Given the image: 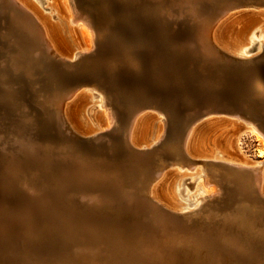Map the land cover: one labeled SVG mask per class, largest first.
Instances as JSON below:
<instances>
[{
  "label": "bare ground",
  "instance_id": "obj_1",
  "mask_svg": "<svg viewBox=\"0 0 264 264\" xmlns=\"http://www.w3.org/2000/svg\"><path fill=\"white\" fill-rule=\"evenodd\" d=\"M34 1L0 0V5L9 9L5 8L7 15L0 20V38L4 39L0 49L10 45L21 50L20 53L16 50L17 60L15 55L14 60L10 56L11 64L16 66L12 70L28 76H31L29 71L37 69L35 64L43 67L54 62L63 71L75 69L73 64L98 45V36L91 25L93 16L107 23L109 14H119L108 6L79 12L75 0ZM134 2L119 3L123 8L120 14L126 20L119 29L124 36L117 35V38L126 47L131 45L135 49L131 52L125 45L119 46L117 40L103 38L100 50L95 51L93 62L97 61L96 66L103 72L110 71L111 80L97 70L89 82L78 79L64 88L67 84L59 83L60 91L49 94V98L40 96L43 97L41 105L28 102L29 94H24L27 105L34 104L40 115L30 113V108L19 105L13 96L5 104L0 101V122L9 123L13 128L12 133H0L1 186L14 188L19 194L16 203L24 206L22 213L18 210L14 218L13 209L7 216L2 215L9 222L15 221L17 227L9 229L7 223L1 226L4 237L0 236V264H264V242L260 239L264 235V220L246 223L251 226L246 230L233 213L223 219L220 211L209 212L210 202L219 192H226L230 199L237 193L231 187L240 177L232 179L223 175L233 170L244 178L247 193H255L263 205L264 161L245 157L240 160L231 155L221 135L213 133L201 139L195 136L199 134L196 123L207 116L224 114L234 122H241L243 128L256 134L264 144V131L247 111L256 100L264 102V83L259 81L264 76V68L261 69L264 30L259 29L264 25V0H143L141 7ZM45 4L48 7L43 9ZM241 7L258 12L251 13L249 23L241 19L238 24L242 26L235 33L218 40V23ZM45 10L49 13L45 14ZM80 24L89 34L86 46L76 38V27ZM189 34H194V43ZM116 53L120 54L118 60ZM99 55L106 59H100ZM151 58L160 66L154 67ZM184 62L186 73L176 75L175 64L184 69ZM197 64L203 69L202 81L194 74ZM191 66L194 68L190 69ZM135 70L143 78L151 75L164 78L148 80L146 84L139 81L143 90L132 89L137 85L133 87L129 83L117 88L116 84L121 86L119 83L123 81H138V74L132 73ZM191 73L192 76H187ZM2 77H6L5 71ZM234 80L237 84L230 89L237 90L229 93L230 100L214 101L215 96L207 95L220 84ZM19 84L22 89H32V98L38 96L33 83ZM56 86H59L57 82ZM2 87L9 89L4 81ZM128 89L134 92L126 97L124 93ZM158 90L170 93L163 96ZM156 96L159 97L156 99ZM91 97L98 100L97 107L103 110L99 120H90L91 110L81 102L92 100ZM70 102L76 105L75 109ZM147 110L153 111L154 116L143 133L141 115ZM24 111L29 112L26 118L21 114ZM43 117L59 128L63 144L28 146L33 139L27 131H33L34 120ZM171 119L181 120L179 128L172 132L177 143L168 147L169 152L161 153L157 145L170 130ZM111 131L126 139L130 166L110 165L104 158L92 159L84 154L79 156L67 145L69 139L80 144L99 142ZM262 155L258 152L257 158ZM169 167L173 170L169 171ZM191 192L195 194L191 207L195 208L178 203V194L191 203L187 198ZM112 204L119 212L138 217L140 224L126 229L115 216L104 223L102 219L109 216L106 211ZM244 232L252 237H242Z\"/></svg>",
  "mask_w": 264,
  "mask_h": 264
},
{
  "label": "rangeland",
  "instance_id": "obj_2",
  "mask_svg": "<svg viewBox=\"0 0 264 264\" xmlns=\"http://www.w3.org/2000/svg\"><path fill=\"white\" fill-rule=\"evenodd\" d=\"M31 1L35 2L34 0H31ZM75 1H76L77 8H78L79 12H84V11L92 12L93 10L97 9L98 7L106 8L108 6V7H111L113 10L118 11L119 14H115V16H112V15L109 14L107 23L102 22L100 19H98L93 14L94 16H93V19H91V23H92L91 25H92L93 29L95 30V36L96 37L98 36V39H97V44L98 45H97V47L95 49H92L90 52L85 54L84 57H82L80 59V62L78 61V62H76V64L74 63L73 64V68H75V69H72L71 71H68V70H65V69L63 71V69L60 68L59 65L57 63H54V62L52 63L53 65L49 64L47 66L44 65L43 67L35 64V68H37V69L32 70V72L29 71V73H30L29 75H31V76H28L24 72H19V71L17 72V71H13L12 70V69H15L16 66H15V64H11V63L14 60V58L16 57V54H18V52L20 53L21 50L20 51L17 50L15 48V46H11L10 47V45H7V47L4 46L2 49H0V56H1L0 59H2V60H0V63L3 62L2 64H4V60L7 59L5 61L7 63V64L5 63L7 66L5 64H4V66L0 65V101L2 103L5 104V103L9 102V100H8L9 96L10 97L13 96L14 101L17 102L19 105L21 104V105H26V107H29L30 108V113L33 112V113H38L40 115L41 113L38 112V108L35 107V105H34V104H36V105H38V104L41 105L42 104L41 99L43 97H40V96H46L47 95V98H49L50 95L52 96L55 92L60 91L61 90L60 88H62L63 84H67L66 86L63 85V88L64 87H68V85H70V84L72 85V84L76 83L78 79L83 81V82H89V81H91V79H93V77H92L93 74H96L98 71H102V70H100V68L98 66H96V63H98V62L96 61V63H94L93 60L94 61L96 60V58H94L95 57L94 55L97 52V50L99 49L98 48L99 45L102 42H104L103 38L105 39V41L109 40L111 38L115 39V41L117 40L116 41L117 43L119 42V46L124 47V45H125L124 48H126L127 50L130 49L131 52H132L133 49H135V47L133 48L131 45H128L126 47V44H123L122 42L118 41V38H117L118 36H122V37L124 36L123 35L124 33H122L123 30L120 31L119 29H121L123 27L122 23H124L126 19L123 16L124 14L123 15L120 14V13L123 12V8L120 6L119 3H121V2H123L125 0H120V2H119V0H111V1L110 0H105V2H104V0H75ZM113 3H115V4H113ZM134 3L135 4L137 3L136 5L141 7L143 5V0H135ZM121 4H123V3H121ZM0 7H1L0 20H4L2 18H4L7 15V13H6L7 10L6 9H8V8L6 7V5H3V4L0 5ZM47 7H48V4H45V5L42 6L43 9H46ZM121 8H122V10H121ZM8 11H9V9H8ZM256 12H258L256 9H250V8H246V7H241V8H237L235 11H232L231 13H229L222 21H220L218 23V34H216L218 40L221 39V38L224 39L225 37H227L229 35V33H232V32L235 33V31L238 30V28L240 26H242V24H238V23L241 22L240 21L241 19L248 20L247 22L249 23L250 22L249 18H251V13H256ZM44 13L48 14L49 10H45ZM115 18L117 19V21L119 19L120 20L118 22H114ZM81 24L76 27V38L80 41V44L82 46H86V45L89 44V42H88L89 34L87 33L88 32L87 28L85 26L81 25ZM106 24H108V25H106ZM259 29L260 30H264V25L261 26ZM99 31L101 33L102 32L103 33L106 32V33L101 35V33H99ZM97 34H100L101 36L97 35ZM237 34H238V32L236 33V35ZM106 35H107V37H106ZM220 35H221V37H219ZM99 36H100L101 39L99 38ZM193 36H194V34H193ZM193 36H192V34H189V38L191 39V41H193L192 43H194V40H195ZM179 38L182 39L183 36H180ZM190 39L188 41H190ZM3 40H4L3 38H0V42H2ZM263 42H264V40H263ZM10 48H12L13 52L10 51L11 50ZM8 49H9V51H8ZM7 52L12 53V55L11 54L10 55H6ZM89 54H91V55H89ZM116 54H117V60H118V58H120V54L119 53H116ZM251 54L253 55L255 53H251ZM251 54H247V56L250 57V56H252ZM13 55H15V57ZM10 56H13L12 57L13 60L10 59ZM102 56L99 55L100 59H102V60L104 58L106 59V57L104 55H102ZM85 57L88 59V61H86L87 59ZM83 58H84L85 61L83 60ZM132 58H133L134 61L138 62L137 59H134V56ZM16 60H17V57H16ZM149 60H150V63H154L155 62L153 64L154 67L155 66L156 67L160 66L156 59L153 60L151 58ZM184 61H186V60H184ZM85 62L86 63L89 62V63L88 64H84ZM184 63H185L184 64L185 66L182 65L183 66L182 68H184V69H180L178 67L179 63L175 64L176 67H177L176 71H174L176 75L186 73V62H184ZM91 64H92V66H91ZM197 65H198V67H197ZM197 65H195L196 68H195V73L194 74L195 75L197 74L196 76L200 77V80L202 81L201 78L204 76L203 71H202L203 69L199 67V64H197ZM1 66H3V67H1ZM193 68H194L193 66L190 67V69H193ZM263 68H264V64H262V66H261V69H263ZM51 69L54 70V72ZM60 69H61V71H60ZM2 71H5V74H6L5 78L2 77ZM11 71H13V72H11ZM47 72H49V73H47ZM61 72H62V75H61ZM86 73H87V75L89 74L88 75L89 77L86 75ZM132 73L138 74L139 80L138 81H133V82H131V81L130 82L123 81V83H119V84H121V86L116 84L117 88H123V86H125L126 83L127 84L129 83L131 85H133V84H135V86L137 85L136 87H134V85H133L134 88H132V89L143 90V89L140 88V86L142 84L138 83L139 81L140 82L143 81V83L146 84V81H148V80L149 81H153L155 79L163 77V76L154 77V76L151 75L148 78H143V77H141V75H139L140 74L139 70L132 71ZM101 74H102V76L105 79H109V80L112 79L110 71H107V70H106V72L102 71ZM55 75H56V77H55ZM190 75L192 76L193 74L191 73V74H188L187 76H190ZM228 75L230 76V78L234 79L231 74H228ZM1 77L4 78V79L2 80ZM76 77H79V78H76ZM67 79H69V80H67ZM3 81L8 85L9 89H4V87H2V82ZM259 81H261L260 83H264V76H262V78ZM19 82H22V83H25V82L26 83H30L31 82V83H33V88L38 92V96L35 95V97L33 96V98H32L31 97L32 96V94H31L32 93V89H28L27 87L22 89L20 87ZM56 82H57V85H59V86H56ZM136 82H137V84H136ZM59 83L60 84L62 83V85H60ZM138 84H140V85L138 86ZM236 84H237V81H235V80L232 83L228 82V83L220 84L219 87L216 86L217 87L216 89H212L213 93H212V91H210V93H212L213 95L210 94V93L207 94V95H210V97L212 96L211 98H213L215 96L214 97V101L217 100V101H220V102H222V101L226 102L228 100V98L230 100L229 93H232L235 90H237V89H230V87H232V86H234ZM143 86L145 87V86H148V85H143ZM51 88H54V89H51ZM148 88L146 87L145 90L148 89ZM132 89H130V90L128 89L129 92L125 91L127 89L124 90L125 91L124 94L126 95V97L132 96L131 94L134 92V90H132ZM222 89H223V91H222ZM148 90H146V91H148ZM157 92H159L160 94H163V96H165V95L168 96V94L170 93V92L168 93V90H166V91L165 90H163V91L158 90ZM42 93H45V94L42 95ZM81 93H79V94H81ZM24 94H29L28 102L29 101H31V103L33 102L34 103L33 106L30 103L29 104L31 106L27 105L26 98H25V100L23 98L25 96ZM216 94H218L219 96H217ZM48 95H49V97H48ZM91 95H93V92H91ZM92 97H91V99H92ZM158 97L159 96H156V99ZM93 98H95V97H93ZM241 98L244 100V97H240V99ZM80 99H82V98H80ZM256 99L257 98H255V100ZM1 102H0V109H2L1 108L2 107ZM81 102L83 103V105L85 104V107H89L90 108L91 113H89L90 116L88 117L90 120H92L93 118H97L98 120L100 119L101 112L103 110L101 108L97 107V105L99 103L97 99L96 100L92 99V100H89V101H86V99H83V100H81ZM70 104L72 105L71 102H70ZM78 104H79V100H78ZM171 104H173V103L170 102V106H171ZM75 106L76 105H74L73 109H75ZM96 108H98V109H96ZM248 108L249 109L247 111L249 113L251 112V114H252L251 116H253V120H254L255 124L263 132L264 131V102L262 104V103H260V101L256 100L251 105V107L249 106ZM20 110H19V112H20ZM97 112H98V114H97ZM24 113H26V114H24ZM24 113H21L23 115V117L26 118L27 116H29V112L24 111ZM153 114H154L153 111L147 110L146 112H144L143 115H141L143 120L141 119V116L138 117L137 128L136 129L139 130L138 122L141 119L142 123L140 121V123H141L140 130L143 133L146 130H148V128H149V126H150V124L152 122L151 121L152 117L154 116ZM18 115H20V113H18ZM223 115L224 114H218V115H215V116H213V115L212 116H207V117H205V119H203V121H199L198 123H196L197 125L195 124L196 125L195 130H196L197 133H199L198 134L199 136L197 134H195V136L197 138L201 139L204 135L210 137L213 133H215V136L216 135H221V138L225 140V142H226V144H227V146H228V148L230 150V154L231 155L236 156L240 160L245 157L247 159L254 160V161H260V162L264 161V144H263L262 141L258 140L257 135L254 134V133H251L250 131H248L245 128H243V125H241V122H234V121L230 120L228 117H225ZM23 117H22V119H24ZM169 118L167 119L168 121H170ZM180 118L182 120L183 117H180ZM181 120L178 122V121H175V120L171 119V123L169 122V125H168L170 130L167 131V133H165L164 138L161 140V142L158 143L159 145H157V149L159 150V152H161V153L169 152V148L168 147L174 145V143H177V141H175V139L172 138V132H173V130L179 128ZM0 121H1V119H0ZM1 124H4V125H1ZM0 125H1L0 126V133H7L8 134V133H12L13 132L12 131L13 128L11 127V125H9V123L7 124V123H1L0 122ZM115 128H118V127L115 126ZM206 131L209 132V135H206L208 133ZM116 132L117 131H115L114 133H112V131L109 132L107 137H104L99 142H93V143H88V144H84V143L82 144L81 143L80 144V143L75 142V140L69 139L70 141L68 140L69 142H67V143H69V144H67V145L70 146L69 149H70L71 152H75L76 154H80L79 156L84 154L85 155L84 157H88V158H92V159L104 158L103 160L107 164H110V165L111 164H113V165H121L123 167H124V165L126 167L130 166V164H129L130 156L128 154L129 147H128V144L125 142L126 139L124 137H123L124 139L122 137H119L118 133H116ZM137 132H136V134H137ZM27 134H28V137H31L33 139V143H34V144L31 143L29 145L27 144L30 147H32V146L33 147H35V146H48V145L57 146V145H61V144L64 143V140H61V137L59 136V134H60L59 128H56L54 122L51 121L50 119L48 120L45 117L40 118L39 120L35 119L34 120V130L33 131H27ZM35 136H36V138H35ZM24 137H27V136L25 135ZM37 138H38V140H37ZM133 138L135 139V132H134ZM20 140H24V139H20ZM72 143L73 144L75 143V144L73 145ZM86 145L88 147H86ZM98 152H99V154H96ZM106 152H107V154H106ZM258 152H262V154H263L262 158H257ZM101 153H102V155H101ZM54 155H57V153L55 152ZM92 156H94V157H92ZM74 158H76V157H74ZM116 160H118V161H116ZM126 163H128V164H126ZM169 168H171V169H169V171L173 170L172 167H169ZM187 174L192 175L191 172H187ZM223 175L225 177H229V178H232V179H238V177H240L239 181L237 180V181L233 182L232 187H231L232 188L231 191L235 190V191H237V193L239 192L241 196L239 197L238 194L236 193L234 195L233 199H230L228 197V195L226 194V192L221 191L216 196V198L211 200L210 205H209L210 206L209 207V212L212 211V210H218V211L221 212L222 216H224V217H222L223 219L227 218L226 215L229 216L231 213H233V214H235V217H237L239 222L242 223V224H239V225H241L242 227L246 228V230L250 229V227H251V226H249L246 223H252L253 221H255V219L264 220V204L263 203H262L263 205L260 204V202H259V200H258V198H257L255 193H253V192L251 194L247 193V188L245 186L246 184H245L244 178L241 177V175L237 171H234V170L230 171V172H227V173H224ZM10 180H9L8 183H10ZM241 183H243L244 187L241 186ZM1 185H2V182H1V178H0V186ZM8 188H3L2 186L0 187V213H1L0 214V217H1L0 218V229H1V226H3L5 223H7L6 226H8L9 229L10 228L11 229H15L17 227L16 226L17 223L15 221L9 222L8 220L5 219L6 217L3 218V216H7L8 213L10 212L9 210L13 209L15 211H14V213L12 212L11 215L14 218V216L16 215L18 210H19L20 213H22V209H24V206L22 204H17L18 202L16 200L19 197V194L17 193V191L14 188L13 189L12 188L8 189ZM136 194L140 195L139 192H136ZM178 195H177V199L179 201L178 202L179 204H181L183 206L186 205L188 208H195V207H191V204L193 203V201H195V199L192 198V196L195 195L194 192L193 193L191 192V193H189L187 195V198L189 200H191V203H189V204H188L187 200L182 199V197L178 196ZM217 198H219V199H217ZM224 201H226L227 205L225 204ZM9 202H11V204ZM221 203L224 204V205H222ZM108 208H111V209L113 208V211L112 210L110 211ZM108 208H107V211H106V216H108V215L109 216L106 217V219L103 218L105 221L102 219V221L104 223L111 221L112 218H114V216H115L116 218H114V219H117L116 221L117 222L119 221V223L122 222V224L120 223V225L124 226V228L126 227V229H129L131 226H133V224H135V225L137 223L140 224V221L139 220L137 221L138 217L132 216L131 213L127 214V213L119 212L118 211L119 208L116 207L115 204L110 205ZM115 208H117V209H115ZM188 210H192V209H188ZM108 218H109V220H107ZM132 220L134 221V223H133ZM123 221H125V222L123 223ZM130 221H132V222H130ZM106 224H108V223H106ZM245 235L247 237H252V235L249 232H247V233L244 232L242 237H244ZM0 236L4 237V235L2 233V230H0ZM260 239H262L261 241L264 242V235Z\"/></svg>",
  "mask_w": 264,
  "mask_h": 264
}]
</instances>
